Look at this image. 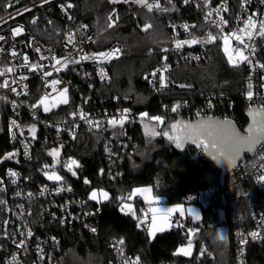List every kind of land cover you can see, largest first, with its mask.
Segmentation results:
<instances>
[{"label": "built area", "instance_id": "obj_1", "mask_svg": "<svg viewBox=\"0 0 264 264\" xmlns=\"http://www.w3.org/2000/svg\"><path fill=\"white\" fill-rule=\"evenodd\" d=\"M0 1L1 8L4 10L0 14V36L4 37L0 40V70L14 68L13 72H6L5 75L0 76V84L7 80L9 85L0 87V97H4L0 99V136L2 135V115L6 112L8 114L7 138L11 146L0 159V169H2L0 201H4L0 204V264H62L66 254L63 245L65 234L85 231L92 236H97L99 232L97 225L99 208H94L91 200L79 193L66 176V173L70 175L72 173L64 167V162L69 158L76 160L73 150L81 131L86 130L95 134L108 133L103 144V154L107 163L103 179L104 183L109 185L122 182L124 178L123 165L131 154L134 142L132 128L148 120L158 122L150 119L156 116H150L148 110H135L127 105V99L120 101L118 97L110 98L102 92L104 88L112 84V63L124 52V45L119 41L107 45L101 44V39L121 23L116 12L113 16L116 21L115 26L97 31L89 23L78 18L76 5L72 0H48L47 3L44 0ZM147 2L154 4L157 0H147ZM9 3L12 7H7ZM69 3L73 7L66 10L61 7ZM158 3L159 9L153 7L151 11L168 15L170 21L166 25L169 45L153 42L156 48L167 49L163 51V57L166 56L167 59H162L160 65L153 71L164 65L168 66V71L164 73L166 86H160L159 73L156 78H153V72L147 76L151 89L156 92L188 88L175 82V64L190 67L209 64L217 49L223 51L225 47L223 36L243 27V21L253 14L257 21L264 19V3H261V0H207V3L206 0H187V2L158 0ZM224 8L227 11H224ZM146 9L148 10L147 7L138 4L131 15L136 18L139 12ZM209 12L212 15L206 20L205 17ZM221 16L228 21L227 25L223 26V32L212 23V21L218 22ZM34 19L35 24L32 23ZM136 22L139 31L146 35L145 26H142L139 20ZM83 25L87 27H81ZM184 25L190 26L187 31ZM20 26L23 27V32L14 36L13 30ZM210 32L217 37L215 42L183 44L181 48L176 49V41L191 40L193 37L203 41ZM69 34L74 36V43L68 41ZM229 39L228 47L231 51L238 44L234 37ZM251 43L255 46V52L250 54V49H245L244 54L249 56L252 64L243 63L237 67L246 71L242 96L250 108H264V68L259 67L260 64H264V38L256 36ZM116 47L121 49L118 58L102 64L91 59L81 60L78 64L69 63L67 68L56 71L60 65L56 64L53 57L80 59L83 55L107 52ZM239 47L243 48V45ZM37 48L40 49L39 52L36 51ZM13 52L18 55L13 56ZM24 55H27L29 65L39 64L44 67L35 71L22 67ZM41 55L46 58L40 59ZM101 68L107 78H101ZM45 72H50L51 75L44 76ZM21 77L27 78L21 79ZM52 80H59L60 83L52 86L50 84ZM249 84L252 85V100L247 98ZM65 87L68 88L69 103L62 104L59 103L60 90ZM12 88L16 91L13 92ZM46 93L49 94L46 103L50 111L45 112L43 106L31 107L37 104ZM209 102L212 107H209ZM54 103L58 106L52 107ZM175 105L180 107L176 112L171 110V114L178 119L196 120L202 117H216L232 120L231 111L234 102L222 94H205L178 98L172 103V107ZM81 109L87 114L89 120L102 122L101 126L92 127L81 119ZM124 109L130 110L129 122H126L123 128L118 125L116 127L108 125V119L113 116L119 118V114ZM72 113L76 115L73 116ZM141 113L148 114L143 121L140 119ZM12 121H15L19 127H13L10 132ZM163 121L165 123L164 118ZM33 124L36 128L35 138L29 131ZM13 132L16 134L15 138H13ZM106 147L109 150H106ZM52 149L59 150V156L55 159L49 155ZM191 149L194 152L192 159L195 166H200L208 160L201 148ZM9 153H16V155L12 159H4ZM45 165L49 167L46 169ZM10 170L18 175L10 176ZM33 170H35L34 174L31 173ZM45 171L49 173L55 171L64 180L51 181L45 176ZM229 175L230 180L222 186L214 185L202 189L196 194L183 198V202L212 210H216L220 203L224 208L227 206L230 214L228 233L232 235L235 243L237 264H247L249 246L264 241V180L259 179L264 176V151H255L254 154L244 157L238 168ZM13 180L15 183L12 182ZM60 187L65 190L58 192L57 189ZM68 188L71 191H68ZM29 194L32 195L29 196ZM129 194L119 195V202L121 203L120 197H126ZM133 200L127 202L133 204ZM143 209L147 210V207ZM223 213L225 217V212ZM141 216L142 213L139 212V217ZM176 219H180L183 226L173 227L168 231L183 232L188 235L189 229H196L193 243L197 247L194 251L197 258H201L206 251V233L204 232L207 229L206 224L201 220L194 222L189 216L180 218L178 214L173 217L174 223ZM150 223L151 213L139 228L148 233L147 227ZM53 227L58 228L59 231H53ZM29 231L32 233L31 236L27 235ZM253 232L259 233L257 239H253L250 235ZM21 240L25 241L24 247L17 246ZM112 247L116 260L109 264H125L126 261L132 264L139 257L129 254L124 244H120L119 241H114ZM139 261L142 264L140 258Z\"/></svg>", "mask_w": 264, "mask_h": 264}, {"label": "trees", "instance_id": "obj_2", "mask_svg": "<svg viewBox=\"0 0 264 264\" xmlns=\"http://www.w3.org/2000/svg\"><path fill=\"white\" fill-rule=\"evenodd\" d=\"M76 5V14L82 21L89 23L97 31L108 28V17L117 13L121 23L110 30L102 39L101 44L107 45L119 41L124 45V52L111 65L112 84L104 88L105 96L118 97L121 101L127 99V105L135 110H148L150 116H161L165 123L160 126L150 120L137 124L132 128L133 148L125 160V171L122 182L116 184L104 183L107 166L103 154V144L108 133L95 134L82 130L75 144L73 153L80 167L76 175L66 173L70 182L79 193L88 198L93 189H103L110 195L109 200L97 204L90 201L94 208H99L97 236L83 231L65 234L63 245L66 254L62 264H109L115 262L116 255L113 242L123 240L127 252L139 256L142 264H237L235 243L229 233L227 241L222 243L212 237L217 228V213L211 208L201 207L202 219L207 229L206 251L201 258L196 256V248L192 256L175 255L178 247L187 244V236L183 232L158 234L151 239L148 233L137 227L138 219L120 211L119 195L131 193L133 188L150 186L153 194L163 198L167 204L184 203L183 198L196 194L202 189L224 184L230 180L229 173L214 166L209 160L200 166H195L193 149L183 150L160 135L157 140L158 149L151 154L150 160L135 166L141 160L138 152L146 147L145 124L153 125L158 132L166 130L176 123L177 116H172V103L178 98L199 96L205 94H222L234 102L231 111L232 120L244 130L248 124L246 115L250 106L242 96L246 82V71L229 65L225 53L217 49L211 62L204 66L190 67L183 64L174 65V80L188 88L156 92L149 84V76L162 62L164 53L158 48H151V42L169 45V35L166 29L170 21L168 15L149 10H142L131 15L137 7L136 0L121 2L111 8L104 0H72ZM2 4V2L0 1ZM1 8V5H0ZM4 10L0 9V14ZM139 20L142 26L151 25L144 36L137 28ZM44 40L42 37H40ZM44 42V41H43ZM146 46V47H145ZM147 77V79H145ZM114 104V103H113ZM6 112L2 115V135L0 136V159L10 150L7 138ZM171 134V133H170ZM104 174H100V170ZM2 169H0V172ZM35 170L31 171L34 174ZM87 178L89 184H85ZM192 204V203H185ZM133 207L139 218L140 207L147 205L140 199L133 200ZM226 224L230 223L227 206L224 208ZM53 231H59L53 227ZM211 234V235H209ZM195 242V240L193 239ZM197 242H199L197 240ZM197 247V246H196ZM247 264H264V241L251 244L248 248Z\"/></svg>", "mask_w": 264, "mask_h": 264}, {"label": "snow or ice", "instance_id": "obj_3", "mask_svg": "<svg viewBox=\"0 0 264 264\" xmlns=\"http://www.w3.org/2000/svg\"><path fill=\"white\" fill-rule=\"evenodd\" d=\"M45 3L48 2V0H44ZM112 3H118L119 0H110ZM127 2V0H125ZM187 2V0H185ZM136 3L141 4L142 6H145L148 8L149 11L153 9V7H156L159 9V3L158 0L154 4H148L147 0H136ZM207 3V0H206ZM261 3H264V0H261ZM7 7H12V4L9 3ZM65 10L67 8L73 7L71 3L61 6ZM243 7V4H242ZM224 11H227L226 8L223 9ZM20 15L21 13H17ZM212 13L209 12L205 19L208 20L211 17ZM217 15H219V10H217ZM113 14H110L108 17L109 24L108 27H114L116 21L113 19ZM255 14L249 16L246 20L243 21V27L238 28L234 30L233 32L223 36L224 45L223 51L225 53V56L227 57L228 63L232 67H239L243 63L252 64V61L249 59L248 55L244 54L245 49H250V54L255 52V46L253 43H251L256 36L264 38V19L256 20L254 19ZM71 19V17H69ZM118 19V17L116 18ZM33 24L36 23L35 19L32 21ZM51 23V22H50ZM212 23L220 29L221 32H223V26L227 25L228 21L224 20L223 17H220V20L212 21ZM83 28H86V25L81 26ZM151 25H145L144 30L147 31ZM185 30L187 31L190 26L184 25L183 26ZM195 27V26H191ZM23 32V27H17L13 30V35H19ZM230 37H234L237 41L238 46L235 48H232L231 51L229 50V43H230ZM247 42H246V39ZM4 37L0 36V40H3ZM68 41L70 43H74V36L72 34H69L67 37ZM217 39L216 36H213L210 32L208 36L203 40H199L195 37H193L191 40H185V41H176V49H179L182 47L183 44L191 45L193 43H212L215 42ZM239 45H243V48H240ZM75 46V45H74ZM37 52L40 51L39 48L36 49ZM162 51H167V49H162ZM121 54V49L119 47H116L110 51L107 52H99V53H93L90 55H83L80 57V59H69L68 57H64L62 59H55L56 64L60 65L59 68H56V71L59 72L64 68H67L68 64H78L81 60H87L91 59L94 62L98 64H102L104 62L110 61L113 58H118ZM13 56L18 55L16 52L12 53ZM43 55H41L40 59H45ZM162 59L166 60L167 57H162ZM24 63L22 67H27L32 71H35L37 69L43 68V65L39 64H31L28 63V57L27 55H24L23 57ZM55 67V65H53ZM260 68H264V64L259 65ZM14 68H6L4 70H0V76L5 75L6 72H13ZM168 71V66L164 65L162 68L157 69L155 72L152 73L153 78H156L157 73H159V83L161 87L166 86L165 82V76L164 73ZM44 76H50V72L43 73ZM100 75L101 78H107L106 73L104 72L103 68L100 69ZM27 77H21V79H26ZM147 79V77H145ZM15 83V81H13ZM59 80H52L50 84L52 86H55L59 84ZM48 85V82L46 81V86ZM8 81L5 80L3 84H0V87H8ZM252 85L249 84V91L247 92V98L249 100H252L253 98V92L251 91ZM13 92L16 91L15 88L11 89ZM68 88L65 87L60 90V97L59 103L67 104L69 103L68 98ZM49 94H45L40 98L37 104L32 105L33 108H38L43 106V110L45 112L50 111V107L46 103L48 101ZM0 99H4V97H0ZM87 102V101H85ZM58 104H53L52 107H57ZM180 105H175L172 107V111L176 112ZM209 107H212L211 102H209ZM73 116L76 115V113H72ZM199 115V113H198ZM249 115L252 117V123L249 124L247 129H245L244 133H241L238 131L233 123L225 118L224 120H214L211 117H209L206 120H200L196 124L191 123H183L180 121H177L176 123H173L170 125L171 134L169 131H162L158 132L156 131L155 127H150L148 124L144 125L145 128V135L154 138L159 135H163L167 138V140L171 143L175 144V147L178 149H183L185 143H193L196 144L197 147L201 148L205 153L212 156L214 160H217L218 162H224L227 161L230 165L234 163V161L240 156L241 152L244 151H264V108L259 109H251L249 111ZM259 116V118H257ZM130 117V110L124 109L120 114L119 118L116 116L111 117L108 119L107 123L108 125L112 127H116L117 125L120 128L124 127V124L126 122H129ZM148 117L147 113H141L140 119L143 121L145 118ZM80 118L85 120L90 126L99 128L101 126L100 121H93L89 120L87 118V114L83 112V110H80ZM151 120L157 121L158 124H163V118L156 116V117H150ZM19 126L16 124L15 121L11 122L10 126V132L12 131V128ZM29 131L33 134V138H35V125L33 124ZM13 138H15V132L12 133ZM75 138V137H73ZM62 147V145H61ZM106 150L107 149L106 147ZM16 153H9L7 154L4 159H12ZM49 155L53 156L54 159L59 156V150L58 149H52L49 152ZM57 162H59L57 160ZM49 166L45 165V168L47 169ZM64 167L68 169L69 172L72 173L73 176H75L77 173L74 169H78L80 167V164L77 160L73 158H69L66 162H64ZM54 168V165H53ZM45 176L49 180H54L56 182H62L64 178L57 174L55 171H52L49 173L48 171H45ZM100 174H104V170H100ZM10 176H17L18 174L15 172L9 171ZM260 180H264V176H261L259 178ZM15 183V180L12 181ZM85 184H89L90 181L85 178L84 180ZM2 190V189H0ZM65 190L63 187H60L57 189V191H63ZM68 191H71L70 188L67 189ZM153 189L151 187H137L132 190V192L128 196H122L120 197L121 205H120V211L125 213L126 215L130 214L133 218L138 219L137 227H140L142 224L145 223V221L148 218V214L151 213V223L148 224L147 231L150 237H155L157 232H164L168 229H171L173 227H182L183 225L180 223V219H176L175 223L173 222V217L176 213H179V217L183 218L185 216V211L181 205H176L172 208H156L152 207L151 205L154 203L159 202L158 197L152 196ZM43 194V192L41 193ZM32 194H29L31 196ZM137 195L143 196L144 200L149 204V207L147 210L141 208L140 212L142 213L141 217H137L136 210L134 209L133 205L131 203H128L127 201H130L133 199V197H136ZM89 200L96 201L97 204L102 203L103 201L109 200V193L107 191H104L103 189H93L89 194ZM4 203V201H0V204ZM189 214L193 213L192 209L187 210ZM196 219H199V215H195ZM7 223V222H6ZM63 223V221H61ZM92 231H95V229H92ZM197 230L196 229H189L188 230V236L187 238V245L178 247L176 250L175 255H184L188 256L190 255L192 244H193V235L195 234ZM28 236H31L32 233L29 231L27 233ZM253 239H257L259 237V233L253 232L250 234ZM223 239V237H221ZM245 242L246 241H242ZM120 244H123V240L119 241ZM18 247H24L25 241L21 240L19 241ZM203 254V253H201ZM125 264H128L126 261ZM132 264H140L139 257L135 261L132 262Z\"/></svg>", "mask_w": 264, "mask_h": 264}, {"label": "rangeland", "instance_id": "obj_4", "mask_svg": "<svg viewBox=\"0 0 264 264\" xmlns=\"http://www.w3.org/2000/svg\"><path fill=\"white\" fill-rule=\"evenodd\" d=\"M124 1H125V0H119L118 3H121V2H124ZM129 1H130V0H127V2H129ZM104 3L110 5L111 8H112L113 6H115V4H117V3H112V2H110V0H104ZM143 35H144V34H143ZM144 36H146V35H144ZM146 38H148V37L146 36ZM149 43H150V45H151V48H154V47H155V46H154V43L151 42L150 40H149ZM145 47H146V46H145ZM155 48H156V47H155ZM149 126H150V127H154L153 125H150V124H149ZM156 131H157V129H156ZM164 131H169V132L171 133V130H170L169 127H168L166 130H164ZM145 136H146V135H145ZM159 137H160V135H159V136H156V137H154V138H150V137L146 136V147L138 152L137 156L140 157L141 160H140L139 163L136 164L135 166H140L142 163H144V162L150 160L152 152H153L154 150L158 149V146H157V143H156V142H157V140H158ZM14 160H17V158H14ZM51 181H54V180H51ZM141 187H150V186H141ZM135 188H137V187H135ZM151 188H152V187H151ZM133 189H134V188H133ZM152 189H153V188H152ZM104 191H105V190H104ZM152 196L157 197V196H155V195L153 194V192H152ZM109 198H110V195H109ZM135 198H138V199L142 200V201L147 205V209H148L149 204L144 200V197H143V196L137 195L136 197H133V199H135ZM158 198H159V202H158V203H154V204H152V205H151L152 207H156V208H172V207H175L176 205H181V206L183 207L184 211H185V216H184V217L189 216L190 218L193 219L194 222H198V221H200V220L202 219L201 207H200L199 205H197V204H184V203H179V204H167V203H165V201H164L163 198H160V197H158ZM133 199H132V200H133ZM95 202H96V201H95ZM103 202H105V201H103ZM128 203H131V204H132V202H128ZM132 205H133V204H132ZM188 209H192V210H193V213H192V214H189L188 211H187ZM223 211H224V206H223L222 203H220V204L217 206V209H216V213H217V223H218V225H217L216 230L214 231V234H215V235L212 236V237H214V239H217V240H218V243H219V241H221L222 243L226 242V241H227V236H228V234H229V233H228V227H227V224H226V218L224 217V213H223ZM176 214L179 215V213H176ZM176 214H175V215H176ZM196 214L199 215V219H196V218H195V215H196ZM164 232H165V231H164ZM164 232H157L156 235H155V237H156L158 234H160V233H164ZM209 235H211V234H209ZM155 237H150V238H151V239H154ZM221 237H223V239H221ZM186 245H187V244H186ZM186 245H183V246H186ZM180 247H181V246H180ZM195 248H196V247H195V243H193V244H192V248H191L190 255H188V256H186V257H190V256H192L193 253H194ZM183 256H184V255H183Z\"/></svg>", "mask_w": 264, "mask_h": 264}, {"label": "water", "instance_id": "obj_5", "mask_svg": "<svg viewBox=\"0 0 264 264\" xmlns=\"http://www.w3.org/2000/svg\"><path fill=\"white\" fill-rule=\"evenodd\" d=\"M251 109H259L258 107H251L247 110L246 112V115H247V118H248V124L246 125V127L244 128V130H242L237 124L235 121L233 120H230L233 125L235 126V128L240 131L241 133H244L245 129H247V127L249 126L250 123H252V117L249 115V111ZM209 117H202V118H198L196 120H185V119H178L177 121H180V122H183V123H191V124H196L198 123L200 120H206L208 119ZM212 119L214 120H224V119H221V118H216V117H211ZM259 118V116L257 117ZM190 148H197L196 144H193V143H185L184 144V147H183V150H188ZM255 151H244V152H241L240 156L234 161V163L232 165H230L227 161H224V162H218L217 160H214L212 158V156L208 155L206 153V156H207V159L212 163L214 164L215 167H217L218 169L222 170L223 172L225 173H231V172H234L237 168H238V165L240 163V161L246 157V156H250L252 154H254Z\"/></svg>", "mask_w": 264, "mask_h": 264}]
</instances>
